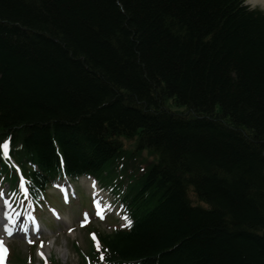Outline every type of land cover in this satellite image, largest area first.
<instances>
[{"label": "trees", "instance_id": "obj_1", "mask_svg": "<svg viewBox=\"0 0 264 264\" xmlns=\"http://www.w3.org/2000/svg\"><path fill=\"white\" fill-rule=\"evenodd\" d=\"M135 137L160 157L137 178L116 165ZM7 138L17 161L39 167L37 184L63 160L72 177L122 192L126 229L97 231L82 264H264V11L244 0H0ZM11 170L0 157L16 182Z\"/></svg>", "mask_w": 264, "mask_h": 264}, {"label": "rangeland", "instance_id": "obj_2", "mask_svg": "<svg viewBox=\"0 0 264 264\" xmlns=\"http://www.w3.org/2000/svg\"><path fill=\"white\" fill-rule=\"evenodd\" d=\"M246 4L249 5L251 8H260L264 10V7L262 5H255L250 0H245ZM174 108V109H173ZM171 111L175 112V110H178L180 112H184V108H178L176 106L169 108ZM138 144V142H137ZM136 144V148L137 147ZM127 149L134 150V142L130 141L127 142ZM159 154L157 152H154L150 148H144L138 150L136 155H131L129 159L136 160V163L139 164V167L142 169H149L155 164L159 162ZM200 176L202 173L199 174ZM79 187L87 188L86 182H81ZM81 188H78L79 191H81ZM83 188V189H85ZM87 191V189H85ZM85 193V191H82ZM88 194V191H87ZM80 195V204L81 206L74 201L72 205H68L65 207L64 205H61L60 200L57 198V193H55L54 190H50L48 194V202L51 204L52 209H56L58 212L62 214L64 219H69L68 221L71 223V225L66 226L64 223L57 221L51 213V210L41 213V218L43 219L44 223L51 221L52 226L51 229H47L48 231L44 230L45 239L48 240L47 243H45V247L51 243L54 245L53 247H49L51 250V254H47L48 259H55L61 264H79L81 262V259L79 257L78 250L74 247L73 243L77 242L81 246V248L85 251L88 250V230L87 227H80V221L83 219V209L86 206H90V200L89 195L87 198V195L85 194L86 198L84 199V195L79 192ZM195 202V198H192ZM86 202V204L83 203ZM196 204H199L195 202ZM58 208H56L55 206ZM84 204V205H83ZM117 216V215H116ZM108 221H99L94 218L93 225L96 227L98 226L100 229L104 231H110L112 227L117 225V221L114 217H109L107 219ZM74 230V231H72ZM72 231V232H71ZM11 249L12 251L16 252V254L19 256V258L25 259V257L29 253V249H32L28 246H26L25 243H23L21 238H15L11 241ZM29 248V249H28ZM21 262V261H20ZM13 263L16 264V262L13 260ZM34 264H38V258L35 254V261Z\"/></svg>", "mask_w": 264, "mask_h": 264}, {"label": "bare ground", "instance_id": "obj_3", "mask_svg": "<svg viewBox=\"0 0 264 264\" xmlns=\"http://www.w3.org/2000/svg\"><path fill=\"white\" fill-rule=\"evenodd\" d=\"M253 4H255V5H262L263 7H264V0H250ZM125 103L127 104V105H129L132 109H133V107L134 108H137L138 110H143V111H147V109H150L151 107H146V108H143L142 109V107H140V106H138L137 104H135L134 102H130L129 100L128 101H125ZM162 107V105L160 106L159 105V107L157 108V107H155V109H157V110H161V109H163V108H161ZM161 108V109H160ZM222 121H223V123H225L226 125H227V122H225V120H223L222 119ZM108 133H110V132H108ZM111 134V133H110ZM2 210V206H1V204H0V211ZM1 213V212H0ZM3 237V233H2V231H1V227H0V238H2Z\"/></svg>", "mask_w": 264, "mask_h": 264}]
</instances>
